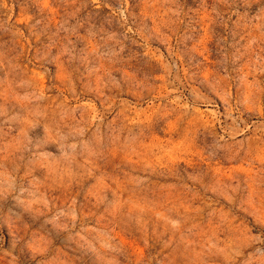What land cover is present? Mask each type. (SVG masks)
Wrapping results in <instances>:
<instances>
[{
    "label": "rangeland",
    "instance_id": "obj_1",
    "mask_svg": "<svg viewBox=\"0 0 264 264\" xmlns=\"http://www.w3.org/2000/svg\"><path fill=\"white\" fill-rule=\"evenodd\" d=\"M0 264H264V0H0Z\"/></svg>",
    "mask_w": 264,
    "mask_h": 264
}]
</instances>
